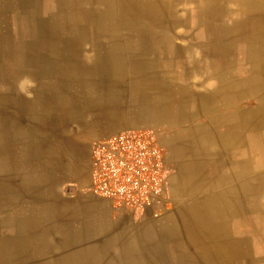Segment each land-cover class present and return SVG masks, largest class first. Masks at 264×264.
<instances>
[{
	"label": "crops",
	"instance_id": "crops-1",
	"mask_svg": "<svg viewBox=\"0 0 264 264\" xmlns=\"http://www.w3.org/2000/svg\"><path fill=\"white\" fill-rule=\"evenodd\" d=\"M74 1L94 36L113 41L82 65L76 52L50 51L57 36L47 34L10 61L33 83H10L0 107L33 127L30 161L11 164L19 173L8 180L0 175V234H14L0 235V264H264V0H209L197 24L165 21L176 8L162 0ZM109 23L137 27V46L115 42ZM179 23L191 29L181 38L150 28ZM78 32L61 43L80 40ZM75 80L89 82L71 91ZM71 113L77 138L156 129L169 207L154 217L91 194L78 152L61 159V137L72 132L61 119Z\"/></svg>",
	"mask_w": 264,
	"mask_h": 264
},
{
	"label": "rangeland",
	"instance_id": "rangeland-1",
	"mask_svg": "<svg viewBox=\"0 0 264 264\" xmlns=\"http://www.w3.org/2000/svg\"><path fill=\"white\" fill-rule=\"evenodd\" d=\"M111 1L113 2V4H115L114 7L117 8L118 2H116L115 0H107V4L112 3ZM224 1L225 0H219L220 4L225 3ZM229 1L230 2H227V4L233 2V0ZM74 2V0H0V95L1 93H4L7 96L8 94L14 93L13 90L9 88L10 83H25L28 84V86L33 83L31 80H28V78H26V75L24 74L25 69H16V67H12L10 65V61L14 59V57L17 56L18 53H22L20 51H30V55L33 50V47L39 44L41 45L43 36H46L47 34L57 36V39L55 38L53 41L48 42L50 51L60 52L63 50L64 47L65 50H71V52H76V59L82 60V65H89L91 56L95 55L96 52L99 53L101 51H105L107 50L106 48L111 46L110 41L112 42L113 40H109L106 36L101 38L94 36L90 24L87 25L86 23L81 22L83 20H89V16H87L88 12L84 11V7L80 8L79 6L78 8V4ZM86 2L90 3V0H86ZM137 2L141 3V1L139 0H136V3ZM162 3L164 5H167L165 6L166 8H170L169 6H173L176 8L174 14H172L170 11L165 10H162L160 12V14L164 12L172 14L171 18L169 20L164 19L165 21L175 20L176 16H180L183 20L185 19L187 21L191 20V17H193L194 24H197L199 20L207 17L205 12L207 11V7L209 6V0H189L188 2H179L177 0H162ZM135 5L139 7V4ZM140 6L144 7L145 4H140ZM91 10L94 9L91 8ZM82 12L84 13V16L82 15ZM116 16V20H119V11L115 12V17ZM226 17L232 18L233 16ZM129 19L133 20V18ZM73 24H75L76 26L73 27ZM104 28L105 30H108L107 33L109 36L116 35V40H114L115 42H127L133 44L134 48L135 46H137V27H119L117 31V28L111 23H109ZM150 28H155L158 31L162 30V32L164 31V35H178V38H181L183 34L187 33L185 31H188L190 29L183 27L182 25H180V23L177 27H169L168 25H165L162 27L151 26ZM170 28L172 30V33L169 30ZM74 30L77 32L80 30V32H78V34L81 36L79 37L80 40L76 39V44L74 39H70L71 42L69 44L61 43V35L63 36L66 34L67 36L69 33L72 35V32ZM38 36H42L40 40L38 39ZM45 44L46 43L44 42V45ZM74 46H78L80 49L75 50ZM124 49L127 50L126 47ZM77 53L79 55H77ZM1 60H5L7 62V65L2 66L1 64L3 62H1ZM84 76L85 75H83V77ZM84 78L88 79L87 75ZM26 79L28 82H26ZM82 82H78L77 80L72 81L71 91H75L77 88H81L82 85L79 84L84 85L89 81ZM21 93L24 94L26 92L24 90ZM88 93V90L82 91L83 95ZM29 94L32 95L31 92H29ZM4 107H0V134L2 136V139L0 138V175H2L3 180L4 178L8 180L9 177L13 174L19 173L18 170H15L16 167H11V164L24 166L25 163L30 161L28 157L30 156L31 158V155L26 154V150L32 142L31 129L33 125L32 123H22L21 126L18 125V120L20 117L10 113V106H7L5 108ZM66 109L68 111V108ZM23 118L24 117H22V119ZM86 118L89 119L90 115L88 114ZM76 122L77 121L75 120V117L72 113L70 115H63L61 119V127L65 131L69 127L72 131L71 137L66 139L67 143L61 137V159L63 160L65 154H68V152H71L76 158V154L74 153L78 152L77 157L80 158L78 160V162L80 163L79 169L83 174L84 172L89 170L90 150L92 144L97 139L103 138V136H96L95 134H97V131L95 130V128H90L87 130V127L84 126V128H82L83 130L81 129L83 132L85 131L88 135L93 134L96 137H73V132H79L80 129V126H78ZM129 128L143 127H127L123 129ZM151 129L154 130L157 134L156 129ZM44 133H46L49 137H52L53 135L51 131H45ZM69 149L70 151H68ZM47 151L48 150L46 149V152ZM23 173L25 174L24 171ZM6 200V202L3 201V203H1V206L4 207L10 204V200H8V198H6ZM168 207L169 206L162 209L160 213H162ZM24 208L25 206H23V209ZM158 215L154 217H158ZM0 235H2L3 238H6L7 241H10V239L14 237L13 232H10V230L8 229L3 230Z\"/></svg>",
	"mask_w": 264,
	"mask_h": 264
},
{
	"label": "built area",
	"instance_id": "built-area-1",
	"mask_svg": "<svg viewBox=\"0 0 264 264\" xmlns=\"http://www.w3.org/2000/svg\"><path fill=\"white\" fill-rule=\"evenodd\" d=\"M165 150L148 127L129 128L91 146L88 190L116 206L157 216L170 205Z\"/></svg>",
	"mask_w": 264,
	"mask_h": 264
},
{
	"label": "bare ground",
	"instance_id": "bare-ground-1",
	"mask_svg": "<svg viewBox=\"0 0 264 264\" xmlns=\"http://www.w3.org/2000/svg\"><path fill=\"white\" fill-rule=\"evenodd\" d=\"M178 1V0H177ZM212 2V1H211ZM79 8V7H78Z\"/></svg>",
	"mask_w": 264,
	"mask_h": 264
}]
</instances>
